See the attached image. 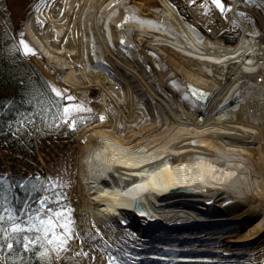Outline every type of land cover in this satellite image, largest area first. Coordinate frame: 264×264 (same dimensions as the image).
I'll list each match as a JSON object with an SVG mask.
<instances>
[{
    "label": "bare ground",
    "instance_id": "6f19581e",
    "mask_svg": "<svg viewBox=\"0 0 264 264\" xmlns=\"http://www.w3.org/2000/svg\"><path fill=\"white\" fill-rule=\"evenodd\" d=\"M232 1V23L205 0L207 9L192 10L194 23L170 0H41L26 16L22 39L52 88L103 95L94 105L108 119L85 124L78 136L77 228L83 234L95 225L108 241L107 251L94 250L95 264H108L110 254L125 264H264V90L246 91L250 78L235 74L221 81L237 60L258 73L253 80L264 77V47L255 46L257 23L236 16L244 0ZM254 3L264 9V0ZM199 23L212 24L218 37L240 34L239 41H207ZM117 79L128 90L116 88ZM135 82L152 109L135 102ZM221 86L226 94L213 99ZM207 106L211 115H202ZM164 124L169 136L156 139Z\"/></svg>",
    "mask_w": 264,
    "mask_h": 264
},
{
    "label": "trees",
    "instance_id": "16d2710c",
    "mask_svg": "<svg viewBox=\"0 0 264 264\" xmlns=\"http://www.w3.org/2000/svg\"><path fill=\"white\" fill-rule=\"evenodd\" d=\"M182 15L188 17L187 13ZM222 36L228 43L237 40L236 35L229 33ZM63 107V101L23 55L14 37L7 2L0 0V176L8 178L12 185L14 199L10 207H18L25 198V191L19 187L21 183L34 181L36 177L42 180L37 172V143L42 146L47 133L61 126ZM24 255L26 260L31 258L28 264H47L32 252ZM68 255L61 253L62 257ZM70 255L71 259L58 260L55 264H81L72 251Z\"/></svg>",
    "mask_w": 264,
    "mask_h": 264
},
{
    "label": "rangeland",
    "instance_id": "374dc122",
    "mask_svg": "<svg viewBox=\"0 0 264 264\" xmlns=\"http://www.w3.org/2000/svg\"><path fill=\"white\" fill-rule=\"evenodd\" d=\"M40 1L41 0H6L8 10H9V15L11 17V21L13 24L14 37L16 38L18 44L20 45V48H21L23 55L26 57V59L31 64H33L38 69V71L45 78V80L47 81V83L49 84V86L52 90L53 88H52L51 84L49 83L48 79L43 75V73L38 68V66L30 58V57L37 55L35 49L32 46H30L29 44H27L26 41H24L22 39V35H21V30L24 26V21H25L26 16L37 6V4ZM170 1L174 4L175 7H177V9H178V7L180 8L181 12L179 9L178 10H179L181 15H182V12L187 13L188 17L182 15L185 19H189L193 23L197 21L195 16L190 11H192V9L194 7H197L202 0H170ZM208 1H209V3H212V0H208ZM221 3L224 4L225 8L229 10V5L227 2H225L224 0H221ZM191 5H193L192 8H191ZM228 10H226L224 12H221V10H220V12L223 14L225 19L228 17ZM113 26H114L113 30L114 29H115V31L120 30L118 23L114 22ZM198 27L202 31H205V27L202 23H199ZM235 32H237V31H235ZM209 38H211V39H209ZM206 39H207V41L208 40L221 41V42H224L226 45H229V46H234L237 44L236 42L235 43H228L221 36L220 37H211V36L207 35ZM22 41L24 43H21ZM25 43L31 49H33L32 53H28V54L25 53V49H24ZM263 43H264V36L261 37L259 45L261 46V44H263ZM174 53L176 56H179L182 59H184L183 61H185L187 64L191 65L192 67H194L196 69L201 68V64L197 60L196 61L191 60L187 57L185 59L184 55H182L181 53H178V52H174ZM208 65H211V64L209 63ZM142 66L144 67L145 65H142ZM170 66L172 68V65H169V67ZM214 66H215V64H213V67ZM239 66H242V64L238 60H237V62H233V63H230L228 65V67L226 68V72L223 76L225 78V80L224 79L221 80L222 85L228 80L229 77L232 78L233 74H235L236 76L238 75V80H239V76H243L244 74H246L247 76H252L254 74V70L252 68L243 69V68H240ZM161 68L164 70L162 65H161ZM220 69H221V67H220ZM220 69L217 67L214 68L215 73H217L218 70H220ZM196 71H198V70H196ZM115 72L119 73L118 74L119 76H122L120 74V72H117L116 70H115ZM114 77L117 78L116 76H114ZM179 77L182 78V74H179ZM117 80H118L117 82H119L116 85V87H118V89L123 88L125 91L128 90V85L126 84V82H122L119 79H117ZM182 80H183V82L185 81L184 79H182ZM134 85L135 86L133 89V91H134L133 94H134L135 102L144 103L147 107L152 109V107H153L152 100L149 97H147L146 95H144L143 90H142V88L140 89V86H138V83L135 82ZM180 86L181 85H178V86L174 87L173 89L177 90V88H179ZM182 86H183V84H182ZM221 88H222V86L220 88H217V89L215 87L216 90L211 89L212 91L214 90L215 92H217V94L215 93L216 96L213 99H217L218 96H220V98H222V96H224L226 94L227 90H224V89L222 90ZM179 90H181V89H179ZM196 95L199 96V94H197V93H196ZM64 96L75 97V99L72 101H63L64 106L81 104V105L85 106L86 108H90L92 111L91 112L84 111V112L74 113L72 115V117L67 118L68 120H70V119L75 120V124H76L75 130L74 129L72 130V128H71L72 127L71 126L72 121H70L67 125H64L62 123L63 129L60 128L61 130L59 129L58 132L47 133V135L45 136V140L43 141L42 146H39L37 143V151H38L37 153H38V160H39L37 172H38V175L41 176L42 180H46L47 178H52L54 180H59V182L63 185V187H58L57 191L67 193V200H65L64 203L67 204L73 210L72 216H73V219L75 220L76 227H77V225H78L77 224V222H78L77 217H78V211H79L78 207L84 204V199L82 197L81 188H80V184L83 180H82V177L80 175L81 156L79 153L80 148H81V144L84 142H83V140L79 139V137H78L79 131L81 130V128L85 124H88L89 126H94V127L97 126L98 127L99 125L103 124L106 121V119H108V117L104 116L106 119L104 121H100L99 117L101 115L103 116L104 113L101 114L100 113L101 110L98 107H95V105H94L96 103H100L101 101H103V95L101 94V91L98 90V88H93L89 92H85L84 90H79V91L72 90ZM180 96L183 98L182 101L187 106L189 105L192 108L197 106L196 102H189L187 100V98L184 97V94L182 92L180 93ZM105 98H106L105 100L107 101V103L111 104V108L113 109V111H117L116 106L114 105V101L111 98H109L108 96H105ZM245 100H248V99H245ZM249 101H251V100H249ZM211 104H214V103L211 102ZM235 104H236V102H231L230 106H234ZM259 105H260V102H259ZM200 108H202V107H200ZM211 110H212V106H207V108H205V111L202 113V115H211L210 114ZM218 113H220V111H218ZM61 118L65 119L63 117V115L61 116ZM115 118L118 119V114H117V117H115ZM79 120L81 121V125L77 126V122ZM225 122H228V120ZM232 123L233 122H231V124ZM167 126H169V125H167ZM167 126L164 124V127L161 128V130L159 129V130H155L156 132L154 131V135L157 137L156 139H159V138L163 139V137L167 138L169 136V133L164 131ZM94 127L91 131L98 129V128H94ZM169 128L170 127H168L167 130H169ZM70 130H71V133H69ZM133 130H134L133 132H139L140 131L138 128L133 129ZM72 131H73V133H72ZM77 231H78V228H77ZM82 235H81V240H84L85 238ZM71 251H72L73 255L80 261L81 264H95V261H96L95 251H97V249L94 251L93 249H90L87 246V244H81L80 247H76L75 245H73V247L71 248ZM76 251H88L89 256L88 257H83V256L77 257L75 255ZM93 256L95 257V259L94 260L90 259V257H93ZM181 264H186V263H181ZM214 264H227V263L222 262V263H214Z\"/></svg>",
    "mask_w": 264,
    "mask_h": 264
},
{
    "label": "snow or ice",
    "instance_id": "6c2138e0",
    "mask_svg": "<svg viewBox=\"0 0 264 264\" xmlns=\"http://www.w3.org/2000/svg\"><path fill=\"white\" fill-rule=\"evenodd\" d=\"M43 2L46 3L47 0ZM244 2L251 4L254 0H244ZM212 3L221 12L228 10L221 0H212ZM24 49L26 54L33 52V49L26 43ZM52 91L62 101L75 99L73 96H64L55 88ZM193 95L196 93L193 92ZM84 111L91 112L92 110L81 104L64 106L62 115L65 119L62 123L67 125L69 123L67 118L72 117L74 113ZM99 119L104 121L106 118L101 115ZM53 126L58 128L60 125ZM71 126L76 127L74 119ZM19 187L25 191V198L20 201L18 207H10L14 199L12 185L8 178L0 176V264H28L31 258L26 260L24 255L28 252L38 255L47 264H55L57 260L71 259V248L73 245L80 247L81 244H87L93 250L103 244L104 250L107 251L108 241L100 234L99 229L95 228V225L84 230L83 235L87 239L81 240L82 234L77 231L72 216L73 210L64 203L67 200V193L57 191L58 187H63L59 180L52 178L41 180L36 177L34 181L25 180ZM61 253H69V255L62 257ZM75 255L88 257L89 252L76 251ZM124 256L132 259L127 253H124ZM90 259L94 260L95 257H90ZM108 264H125V261L110 254Z\"/></svg>",
    "mask_w": 264,
    "mask_h": 264
},
{
    "label": "built area",
    "instance_id": "2783aa9c",
    "mask_svg": "<svg viewBox=\"0 0 264 264\" xmlns=\"http://www.w3.org/2000/svg\"><path fill=\"white\" fill-rule=\"evenodd\" d=\"M201 3H204V1H201L200 3H199V5H201ZM254 3V2H253ZM205 5H204V8L205 9H207L208 7H207V3H204ZM208 6L209 7H211V9L214 11V12H211V14H213V13H218V10H217V8H216V6L215 5H213V4H208ZM244 6L246 7V8H244ZM237 8H242L244 11H246L247 13H248V15L249 16H242V17H240V16H238L237 14H236V16H237V18L238 19H240V20H249V19H252L254 22H256L257 23V25H258V30H257V34H256V36H255V38H256V40H255V46L256 47H258V46H260L259 45V43H260V39H261V37H263L264 36V9H262V7L261 6H259V5H257V4H255L254 3V5H251V4H243V5H241V7H237ZM193 9H195V7L193 8ZM192 9V10H193ZM204 9V10H205ZM191 13H192V11H191ZM201 13H202V15H204V16H206L207 17V15H209V13H206L205 11H201ZM193 14V13H192ZM263 22V23H262ZM228 23H231L230 21H228ZM204 26H205V28H206V34L208 35V36H211V37H216L218 34H216L215 35V30H214V26L212 25V24H204ZM248 35H252V33H250V34H248ZM253 36V35H252ZM254 42V41H253ZM223 44H225L224 42H223ZM254 46V47H255ZM260 47H264V43L263 44H261V46ZM258 73H256V74H253L252 76H247L246 74H244L243 76H239V78H242V79H246V78H250V80L251 81H249L250 82V84H252V86H250V85H247L248 87H247V89H246V91L248 90V91H251V90H253V89H257V90H264V77H262V76H259V77H257L258 79H257V81H256V79L255 80H253V76H255L256 77V75H257ZM234 75V74H233ZM257 82V83H254V82ZM116 88H118V87H116ZM249 89H251V90H249Z\"/></svg>",
    "mask_w": 264,
    "mask_h": 264
},
{
    "label": "water",
    "instance_id": "95a60500",
    "mask_svg": "<svg viewBox=\"0 0 264 264\" xmlns=\"http://www.w3.org/2000/svg\"><path fill=\"white\" fill-rule=\"evenodd\" d=\"M173 79L175 80V82H176V78L175 77H173ZM178 85V84H177Z\"/></svg>",
    "mask_w": 264,
    "mask_h": 264
}]
</instances>
